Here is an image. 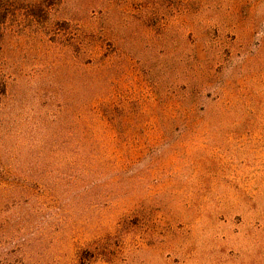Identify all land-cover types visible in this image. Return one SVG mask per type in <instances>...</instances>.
<instances>
[{"label": "rangeland", "instance_id": "rangeland-1", "mask_svg": "<svg viewBox=\"0 0 264 264\" xmlns=\"http://www.w3.org/2000/svg\"><path fill=\"white\" fill-rule=\"evenodd\" d=\"M0 264H264V0H0Z\"/></svg>", "mask_w": 264, "mask_h": 264}]
</instances>
